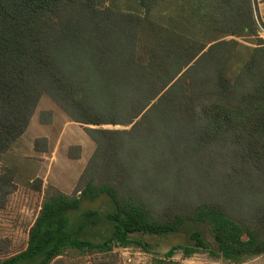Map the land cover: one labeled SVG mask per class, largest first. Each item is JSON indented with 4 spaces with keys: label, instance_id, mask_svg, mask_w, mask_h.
Returning <instances> with one entry per match:
<instances>
[{
    "label": "trees",
    "instance_id": "obj_1",
    "mask_svg": "<svg viewBox=\"0 0 264 264\" xmlns=\"http://www.w3.org/2000/svg\"><path fill=\"white\" fill-rule=\"evenodd\" d=\"M255 13L254 0H0V209L18 178L4 156L42 95L94 143L72 192L44 189L26 246H0V264H66L67 251L109 264L115 247L160 252L174 237L159 260L264 254ZM100 197L108 210L84 208Z\"/></svg>",
    "mask_w": 264,
    "mask_h": 264
},
{
    "label": "rangeland",
    "instance_id": "obj_2",
    "mask_svg": "<svg viewBox=\"0 0 264 264\" xmlns=\"http://www.w3.org/2000/svg\"><path fill=\"white\" fill-rule=\"evenodd\" d=\"M255 12L258 34L264 39V26L257 11ZM46 109L52 111V121L40 123L39 112ZM41 136L47 137L46 152H37L34 148L35 138ZM74 145L80 146L79 151L72 148ZM93 149L94 143L84 132L83 126L69 120L47 95H42L26 131L3 159L6 164L17 165L18 178L15 190L5 207L0 209V246L8 252H17L26 246L28 230L40 209L43 190L53 185L70 194ZM72 155L77 157L73 158ZM185 176L190 178L191 174ZM36 177L42 180L40 192L34 191L30 185ZM102 203L105 204L102 209L104 211L111 207L107 197L85 201L83 204L84 208H95ZM172 240L158 239V250L161 251L154 253L131 247H115L114 257H105L104 260H114L109 264H233L223 259L211 258L204 252L183 257L178 251L170 259L159 260L163 258V252ZM100 256L99 260L102 259ZM62 257L66 264H86L93 259V256H78L71 251H67ZM239 264H264V254L249 257Z\"/></svg>",
    "mask_w": 264,
    "mask_h": 264
},
{
    "label": "crops",
    "instance_id": "obj_3",
    "mask_svg": "<svg viewBox=\"0 0 264 264\" xmlns=\"http://www.w3.org/2000/svg\"><path fill=\"white\" fill-rule=\"evenodd\" d=\"M255 11L258 13V17L262 21V25L264 26V0H255L254 2Z\"/></svg>",
    "mask_w": 264,
    "mask_h": 264
}]
</instances>
